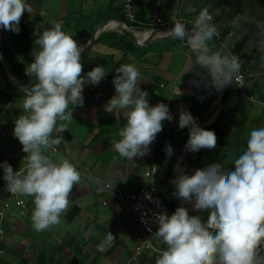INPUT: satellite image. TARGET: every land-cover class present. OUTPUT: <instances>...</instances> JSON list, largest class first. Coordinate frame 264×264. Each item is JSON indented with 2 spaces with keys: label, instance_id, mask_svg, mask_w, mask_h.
<instances>
[{
  "label": "crops",
  "instance_id": "obj_1",
  "mask_svg": "<svg viewBox=\"0 0 264 264\" xmlns=\"http://www.w3.org/2000/svg\"><path fill=\"white\" fill-rule=\"evenodd\" d=\"M26 2L31 12L23 14L18 33L0 27V164L7 162L13 170L26 164V153L13 130L15 119L23 114L22 105L29 89L20 79H28L32 84L37 82L35 77L25 74V69L40 50L35 41L43 30L50 29L54 22L60 23L63 31L86 46L81 54L82 75L103 65L106 76L98 85L84 84L83 105L69 104L73 120L65 131L54 133V138L58 136L61 143L46 153L54 161L69 159L81 173L82 181L71 191L68 210L61 215L59 224L37 232L31 220L33 198L21 196L25 208L13 205L4 210L0 218V228L4 229L0 238V264H127L143 233L130 202L121 198L120 192H136L150 181L159 186L163 196L171 195L172 201L166 200L171 213L183 206L189 209V215H199L206 220L207 210L196 211L192 203L175 195L174 181L179 170L192 174L195 169L213 163L207 149L195 153L186 150L189 129L179 127L180 112H189L197 125L207 130L223 113L218 128L225 143L221 146L220 135L215 133L216 147L220 148V153L214 156L215 162L227 170L234 167L236 158L231 156L230 141L224 129L228 85L222 88L223 98L218 103L220 90L208 82L205 70L196 64L195 54L180 40L163 33L177 20L191 29L197 12L188 11L190 1L136 0L134 24L129 23L119 0ZM155 14L162 17L164 25L153 23ZM221 16L210 21L218 33L208 42L211 51L222 54L239 51L245 64L256 61L248 53L244 54V35L235 37L237 26L233 21L229 27L224 26L223 20H218ZM239 16L234 14V20H239ZM118 23L137 35L126 33ZM151 31L148 38L138 40L137 36ZM13 53L14 60L10 62L7 57ZM122 64H134L138 68L137 86L148 92L149 104L168 105L172 117L171 121L162 122L163 130L149 146V153L133 161L121 158L113 147L114 141L120 139L119 129L126 122L122 111L108 113L104 107L115 95L112 81L117 74L115 69ZM256 84L254 90L258 89ZM244 91L248 94L247 89ZM259 92L264 93V82ZM255 102L264 106V100ZM261 127L264 124H258V128ZM236 134L233 147L242 154L246 148L242 135ZM166 145L172 147L171 156L165 152ZM3 204L0 189V209ZM109 233L114 238L104 243ZM152 242L154 248L144 251L139 264H155L166 250L167 246L156 233Z\"/></svg>",
  "mask_w": 264,
  "mask_h": 264
},
{
  "label": "clouds",
  "instance_id": "obj_2",
  "mask_svg": "<svg viewBox=\"0 0 264 264\" xmlns=\"http://www.w3.org/2000/svg\"><path fill=\"white\" fill-rule=\"evenodd\" d=\"M25 11L31 12L26 0H0V27L18 33ZM211 20L208 10L202 9L191 29L177 20L163 33L191 49L208 82L220 90L240 79V61L234 54L211 51L208 42L218 34ZM35 43L40 50L25 74L37 82L26 89L23 114L15 119L13 130L26 153V164L16 171L7 162L0 167L7 192L33 198L32 225L41 232L61 222L74 185L82 181L69 159L54 161L46 155L61 143L54 133L65 131L73 120L69 104L83 105L84 84L98 85L106 72L103 65H97L82 75L81 54L86 46L63 31L60 23L43 30ZM260 46L264 48V42ZM115 72V95L104 107L108 113L122 111L126 122L113 147L121 158L133 161L149 153V146L163 130L162 122L172 117L168 105L149 104L148 92L137 86L140 72L134 64H122ZM179 127L189 129L187 151L216 148L215 132L198 126L189 112H180ZM165 152L171 156L172 147L166 145ZM174 183L179 199L192 203L196 211L207 210L208 215L206 220L189 215L183 206L171 215L157 214L156 235L167 247L155 264H264V127L251 130L246 150L234 160L232 169L215 162L192 174L179 170ZM113 238L109 233L104 243Z\"/></svg>",
  "mask_w": 264,
  "mask_h": 264
},
{
  "label": "rangeland",
  "instance_id": "obj_3",
  "mask_svg": "<svg viewBox=\"0 0 264 264\" xmlns=\"http://www.w3.org/2000/svg\"><path fill=\"white\" fill-rule=\"evenodd\" d=\"M184 1L186 2V0H181L182 3ZM189 1L187 4L188 9L190 7L195 8L196 11L194 13L197 12V15L202 9H207L213 20L222 15V18L218 20H223L224 26L229 27L233 21V24L239 29L236 30L235 37L239 38L244 35V54L248 53L252 56V59H256L252 63L248 62L245 64L239 51L235 52L236 54L234 53L243 61V68L247 71L248 78L246 82L248 85L245 83V89H247L248 94L243 93L246 92L244 89H239L234 83H231V85L227 86V95L225 96L226 126L224 129L230 141L231 156L232 158H238L241 155L240 151L237 149L238 152H236L233 147L236 145V133L239 132L242 135V144L246 148L251 130L254 128L258 129V124L260 126L264 124V106L255 102V100H264V93L259 92L264 82V48L260 46L261 42H264V0ZM182 6L186 7L183 4ZM234 14L240 15L239 20H234ZM194 17L196 18L197 16ZM255 84L258 87L257 90H254ZM244 151L242 150V152ZM164 198L168 202L172 201L169 193H166Z\"/></svg>",
  "mask_w": 264,
  "mask_h": 264
},
{
  "label": "built area",
  "instance_id": "obj_4",
  "mask_svg": "<svg viewBox=\"0 0 264 264\" xmlns=\"http://www.w3.org/2000/svg\"><path fill=\"white\" fill-rule=\"evenodd\" d=\"M119 2L121 4L122 11L128 19L129 23L134 24L136 22V0H119ZM153 23L157 25H164L162 17L158 16L157 14L154 15ZM228 54L233 53L229 52ZM239 61L240 69L238 75L240 79H234V83L239 89H245V83L247 81L248 75L247 71L243 68V61L240 58ZM19 168L20 167L16 168L14 171L19 170ZM0 189L4 196L3 208L0 209V218L4 216V210L9 209L13 205L25 208L26 205L21 196H16L6 191V182L3 179V171L1 170ZM120 196L121 198L127 199L130 202L134 213V218L139 224L143 233L139 243L136 245L127 263L139 264L144 251L146 249L154 248L152 236L158 229V225L156 223V215L161 212H166L168 215H171V209L168 202L162 195L159 186L154 181L146 183L138 191L133 193L120 192ZM20 201H23V204H21ZM3 234L4 229L1 227L0 238L3 236Z\"/></svg>",
  "mask_w": 264,
  "mask_h": 264
},
{
  "label": "trees",
  "instance_id": "obj_5",
  "mask_svg": "<svg viewBox=\"0 0 264 264\" xmlns=\"http://www.w3.org/2000/svg\"><path fill=\"white\" fill-rule=\"evenodd\" d=\"M8 61L10 62H13L14 60V53L13 54H10L8 57H7ZM21 82L27 87V88H30L32 87L34 84H32L31 82H29L28 79H20ZM222 119H223V113L218 117V119L208 128V130H212L214 131L215 133L219 134L220 135V145L223 146L224 143H225V139H224V136L223 134L221 133V130L218 128V125L222 122ZM220 153V148L216 147L215 149L213 150H208L207 149V154L208 156L213 160L212 162L215 163V157L214 156H217L218 154ZM226 169V168H225Z\"/></svg>",
  "mask_w": 264,
  "mask_h": 264
},
{
  "label": "bare ground",
  "instance_id": "obj_6",
  "mask_svg": "<svg viewBox=\"0 0 264 264\" xmlns=\"http://www.w3.org/2000/svg\"><path fill=\"white\" fill-rule=\"evenodd\" d=\"M114 25H115V24H114ZM118 26H120L121 29H122L123 31H125L126 33H128V34L137 35L136 32L132 31L131 29H129V28H128L127 26H125L124 24L120 25V24L118 23ZM109 27H110V26H109ZM154 31H155V30H154ZM163 32H164V31H163ZM151 34H152V31H151V32H147V33H145V34H143V35L137 36V38H138L139 41H143V40H145L146 38H148ZM138 35H139V34H138ZM222 90H223V89H220V94H219V97H218V103H220V101H221ZM212 104H213V103H212ZM215 109H216V108H215ZM213 117H214V116H213Z\"/></svg>",
  "mask_w": 264,
  "mask_h": 264
},
{
  "label": "water",
  "instance_id": "obj_7",
  "mask_svg": "<svg viewBox=\"0 0 264 264\" xmlns=\"http://www.w3.org/2000/svg\"><path fill=\"white\" fill-rule=\"evenodd\" d=\"M222 98H223V94H222V96H221V101H222Z\"/></svg>",
  "mask_w": 264,
  "mask_h": 264
}]
</instances>
